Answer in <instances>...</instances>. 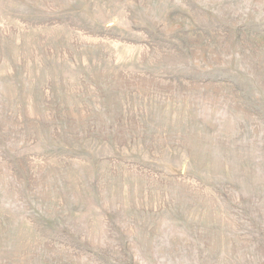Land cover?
<instances>
[{"label": "rangeland", "instance_id": "obj_1", "mask_svg": "<svg viewBox=\"0 0 264 264\" xmlns=\"http://www.w3.org/2000/svg\"><path fill=\"white\" fill-rule=\"evenodd\" d=\"M0 264H264V0H0Z\"/></svg>", "mask_w": 264, "mask_h": 264}]
</instances>
